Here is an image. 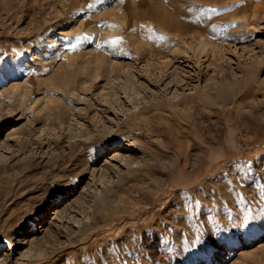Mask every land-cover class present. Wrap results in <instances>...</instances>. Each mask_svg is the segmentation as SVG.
<instances>
[{
    "label": "rangeland",
    "instance_id": "1",
    "mask_svg": "<svg viewBox=\"0 0 264 264\" xmlns=\"http://www.w3.org/2000/svg\"><path fill=\"white\" fill-rule=\"evenodd\" d=\"M209 1L0 0V264H264V0Z\"/></svg>",
    "mask_w": 264,
    "mask_h": 264
},
{
    "label": "bare ground",
    "instance_id": "2",
    "mask_svg": "<svg viewBox=\"0 0 264 264\" xmlns=\"http://www.w3.org/2000/svg\"><path fill=\"white\" fill-rule=\"evenodd\" d=\"M82 1H83V0H82ZM202 1H207V0H202ZM209 2H210V3H211V2H213V3H221V0H210ZM87 3H88V2H87ZM255 3H256V2H255ZM250 8H251V7H250ZM251 9H252V8H251ZM261 9H262V10L264 9V3H263V4H257V5H255V6H254V9H253V12H254V13H252V14H256V12H258V11H261V13L264 12V11H262ZM258 13H259V12H258ZM235 15H236V14H234L233 16H235ZM254 16H255V15H254ZM162 21H163V20H162ZM172 28H173L175 31H177L179 35H181L182 33H187V31H189V27L186 26V25H184V24H182V23H181L180 21H178V20H176V21L172 24ZM204 34H206V33H203V34L201 33V34H199V35L204 37ZM196 36H197V35H196ZM201 41L204 43L203 45L206 47V46H207V45H206L207 43L205 44V41H203V39H201ZM204 46H203V47H204ZM203 47H202V49H203V51H204L205 47H204V48H203ZM222 49H223V48H222ZM217 50H218V48H217ZM217 50H216V51H217ZM214 52H215V51L211 49V51L209 50L208 53H207V52H206V53H207L208 55H209L210 53H212V55H213V54H215ZM206 53H203V54H206ZM218 53H222V52H218ZM152 54H153V53H152ZM198 54H199V53H198ZM198 54H197V55H198ZM203 54H202V55H203ZM216 54H217V53H216ZM212 55H211V56H212ZM152 56H153V55H152ZM214 56H215V55H214ZM221 56H222V54H221ZM174 57H176V56H174ZM199 57H201V55H200ZM206 57H207V56H206ZM217 57H218V55H217ZM197 58H198V57H197ZM219 58H220V57H219ZM219 58H218V60H219ZM190 59H193V58H190ZM214 59H216V57H215ZM214 59H213V61H214ZM151 60H152V59H151ZM153 60H154V59H153ZM171 60H172V59H171ZM198 60H199V59H198ZM168 61H169V60H168ZM219 61H220V60H219ZM221 61H222V59H221ZM263 61H264V60H263ZM165 62H166V61H165ZM172 62H173V61H172ZM217 62H218V61H217ZM225 62H226V60H225ZM153 63H155V62H153ZM166 63H167V62H166ZM215 63H216V61H215ZM215 63H214V64H215ZM222 63H223V62H222ZM262 63H263V62H262ZM155 64L159 65L158 63H155ZM163 64H164V63H163ZM257 64H260V63L258 62ZM152 65H153V64H152ZM161 65H162V64H161ZM167 65H168V64H167ZM218 65H220V64L218 63ZM262 65H263V64H262ZM159 66H160V65H159ZM162 66L165 67L164 65H162ZM162 66H161V67H162ZM169 66H170V65H169ZM216 66H217V65H216ZM255 66H257V65H255ZM260 66H261V65H260ZM263 66H264V65H263ZM152 67H154V66H152ZM172 67H173V66H172ZM220 67H221V66H220ZM257 67H258V66H257ZM166 68H167V67H165V69H166ZM258 68H260V67H258ZM258 68H257V69H258ZM151 69H153V68H151ZM151 69H150V70H151ZM159 69H160V67H159ZM163 69H164V68H163ZM167 69H168V68H167ZM219 69H220V68H218V70H219ZM257 69H256V70H257ZM150 70H149V71H150ZM200 70H201V69H200ZM216 70H217V69H216ZM223 70H224V69H223ZM225 70H226V68H225ZM165 71H166V70H165ZM169 71H170V69H169ZM220 71H221V70H220ZM259 71H260V70H259ZM147 72H148V71H147ZM166 72H167V71H166ZM166 72H165V73H166ZM154 73H155V72H154ZM158 73H159V70H158ZM162 73H164V71H163ZM222 73H223V76H221V77H222V78H226V77H227V76H226V73H225L224 71H223ZM150 74H151V72H150ZM229 75H230V74H229ZM229 75H228V76H229ZM245 75H246V74H245ZM149 76H150V75H149ZM155 76H157V75H155ZM165 76H166V75H165ZM216 76H217V75H216ZM219 76H220V75H219ZM230 76H232V75H230ZM246 76H247V75H246ZM246 76H245V77H246ZM158 77H159V76H158ZM182 77H183V76H182ZM250 77H251V76L248 77L249 79H245V80H249V81H250V80H251ZM129 78H130V77H129ZM161 78H163V75H162ZM179 78L181 79V77H179ZM228 78H229V77H228ZM228 78H227V79H228ZM230 78H231V77H230ZM154 79H155V77H154ZM156 79H157V78H156ZM163 79H164V78H163ZM186 79H187V78H186ZM217 79L219 80V78H217ZM236 79H237V78H236ZM130 80H131V79H130ZM130 80H129V81H130ZM182 80H183V79H181V81H182ZM225 80H226V79H225ZM228 80H229V79H228ZM228 80H227V81H228ZM234 80H235V79H234ZM157 81H158V80H157ZM159 81H160V80H159ZM232 81H233V80H232ZM239 81H241V80H239ZM242 81H243V80H242ZM182 82H183V81H182ZM182 82H181V83H182ZM218 82H219V81H218ZM230 82H231V79H230ZM230 82H229V83H230ZM247 82H248V81H247ZM187 83H188V82H187ZM215 83H216V82H215ZM233 83H234V82H233ZM212 84L214 85V82H213ZM207 85H208V84H207ZM210 85H211V84H210ZM210 85H209V86H210ZM220 85H221V84H220ZM220 85H219V86H220ZM219 86H218V87H219ZM226 86H227V84H226ZM215 87H216V86H215ZM203 89H204V88H203ZM207 89H210V88L207 87ZM220 89H221V88H220ZM220 89H219V90H220ZM223 89H224V87H223ZM223 89H222V90H223ZM210 90H211V89H210ZM211 91H212V90H211ZM245 91H247V90H245ZM245 91H244V92H245ZM205 92H206V91H205ZM198 93H199V92H198ZM209 93H210V92H209ZM214 93H215V92H214ZM204 94H205V93H203L202 95H204ZM206 95H208V93H206L204 96H206ZM199 96H200V95L198 94V98H199ZM202 97H203V96H202ZM194 99H195V98H194ZM196 99H197V98H196ZM200 99H201V98H200ZM204 100H206V99L204 98ZM204 100H203V101H204ZM186 101H187V100H186ZM188 101H189V99H188ZM188 101H187V102H188ZM195 101H196V100H195ZM201 101H202V100H201ZM193 102H194V101H193ZM189 103H190V102H189ZM195 103H196V102H195ZM203 103H204V102H203ZM203 103H201V104H203ZM205 103H206V102H205ZM216 103H217V102H216ZM218 103H219V102H218ZM191 104H192V103H191ZM206 104H207V103H206ZM192 105L194 106V104H192ZM196 105H197V104H196ZM204 105H205V104H204ZM207 105H208V106H207ZM207 105H205V106H207V108H209V106H211V105H209V104H207ZM186 106H187V105H186ZM238 106H239V104H238ZM240 106H241V105H240ZM196 108H198V107H196ZM240 108H241V107H240ZM0 109H2V108H0ZM203 109H204V108H203ZM219 109H220L219 111H221V108H219ZM238 109H239V108H238ZM213 111H214V108H213ZM217 111H218V110H217ZM223 111H224V110H223ZM208 112H209V111H207V113H208ZM224 112H225V111H224ZM230 112H231V111H230ZM202 113H204V111H203ZM208 114H209V113H208ZM223 114H224V113H223ZM137 115H138V114H137ZM139 115H140V114H139ZM187 115H188V114H187ZM187 115H186V116H187ZM199 115H200V114H199ZM254 115H255V114H254ZM254 115H252V117H253ZM193 116H194V115H193ZM255 116L258 117V115H255ZM255 116H254V117H255ZM189 118L192 119V114H191V117H189ZM195 118H196V117H195ZM195 118H194V119H195ZM184 119H185V118H184ZM187 119H188V118H187ZM262 119H263V117H262ZM140 121H141V120H140ZM185 121H187V120H185ZM197 121H198V120H197ZM240 123H241V122H240ZM263 123H264V122H263ZM238 124H239V123H238ZM190 125H191V124H190ZM190 125H189V126H190ZM193 125H194V124H193ZM244 125H245V124H244ZM238 126H239V125H238ZM250 126H253V125H250V124H249L248 127H250ZM196 127H197V126H196ZM234 127H237V126H234ZM234 127H233V128H234ZM245 127H246V126H245ZM257 127H258V126H257ZM260 127H261V125H260ZM16 129H17V128H14L9 134L14 133V132L16 131ZM236 129H237V128H236ZM247 133H248V132H247ZM9 134H8V135H9ZM250 137H252V136L250 135ZM38 142H39V141H38ZM31 144H32V143H31ZM5 146H6V145H5ZM5 146H4V147H5ZM7 146H8V145H7ZM4 147H3V148H4ZM25 147H26V146H25ZM7 149H8V147H7ZM119 155H121V153H120L118 150H115L113 157H116V156H119ZM127 163H128V161H127ZM128 164H129V163H128ZM130 164H131V163H130ZM54 167H55V166H54ZM56 169H57V167H56ZM28 172H29V171H28ZM47 173H48V172H47ZM47 173H46V174H47ZM39 178H40V177H39ZM42 178H44V177H42ZM47 178H48V175H47ZM47 178H46V179H47ZM41 180H42V179H41ZM41 180H40V181H41ZM42 181H43V180H42ZM42 181H41V182H42ZM75 186H76V185H75ZM72 195H73V194H72ZM74 195H75V194H74ZM66 203H67L66 205H64V203H63L62 205L58 204V205L56 206V208L53 210L54 213L51 215L52 217L54 216V218H53V219H51V218L46 219L44 225L42 226V230H41V232H45V231H49V230H51L52 226H54L53 224H55V220H57L58 218H60V217L62 216L63 212L65 211V209H66V208H69V206H71V202H69V199L67 200ZM256 206H257V205H256ZM258 206H259V205H258ZM258 208H259V207H258ZM66 211H67V209H66ZM252 211H253V209H252ZM239 214H240V213H239ZM246 214H247V212H246ZM236 215H237V214H236ZM248 215H249V214H248ZM51 216H50V217H51ZM261 216H262V214H261ZM262 217H263V216H262ZM227 218H228V217H227ZM226 221H227V220H226ZM98 222H99V221H98ZM225 225H226V224H225ZM230 225H231V224H230ZM34 226H35V224H34ZM244 226H246V225H244ZM219 227H221V226H219ZM225 227H226V226H225ZM223 228H224V225H223ZM205 229H206V228H205ZM211 229H212V228H211ZM221 229H222V228H221ZM243 230H244V229H243ZM207 231H208V230H207ZM218 231H219V230H218ZM212 232H213V231H212ZM207 233H208V232H207ZM244 233H245V232H244ZM33 234H34V232H32L31 230H29L28 232L25 233L26 236H31V235H33ZM208 234H209V233H208ZM236 234H237V233H236ZM187 240H189V239H187ZM15 241H18V242H15L16 245H19V243H26V242H27V241L19 242L18 239H15ZM184 241H186V240H184ZM186 242H187V241H186ZM180 244H181V243H180ZM188 244H189V243H188ZM190 244L193 245V244H192V241H191ZM13 245H14V243H13L12 246H11V250H12V252H13ZM196 246H197V245H196ZM202 246H203V245H202ZM179 248H180V247H179ZM201 248H204V247H201ZM11 250H10V252H11ZM184 250H185V249H184ZM199 250H200V249H199ZM184 253H185V252H184ZM10 255H11V254H10L9 252H5L3 258H1V259H4V260H5V257L10 256ZM178 260H179V259H178ZM249 261H251V260H249ZM245 263H246V262H245ZM248 263H249V262H248ZM248 263H247V264H248ZM251 264H252V263H251Z\"/></svg>",
    "mask_w": 264,
    "mask_h": 264
},
{
    "label": "snow or ice",
    "instance_id": "3",
    "mask_svg": "<svg viewBox=\"0 0 264 264\" xmlns=\"http://www.w3.org/2000/svg\"><path fill=\"white\" fill-rule=\"evenodd\" d=\"M212 11H215V10H212ZM230 182V181H229ZM213 239H214V237H213Z\"/></svg>",
    "mask_w": 264,
    "mask_h": 264
}]
</instances>
